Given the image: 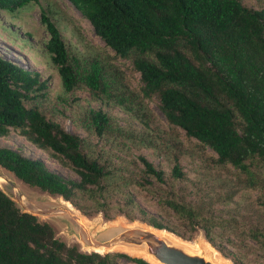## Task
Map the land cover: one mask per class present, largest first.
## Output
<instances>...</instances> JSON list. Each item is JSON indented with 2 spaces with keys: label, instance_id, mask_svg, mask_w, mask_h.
Here are the masks:
<instances>
[{
  "label": "trees",
  "instance_id": "trees-1",
  "mask_svg": "<svg viewBox=\"0 0 264 264\" xmlns=\"http://www.w3.org/2000/svg\"><path fill=\"white\" fill-rule=\"evenodd\" d=\"M113 53L139 75L137 91L128 89L117 66L81 58L65 46L44 11L39 22L47 40L43 53L58 76L57 105L45 110L48 84L39 73L0 57V138L14 130L76 179L49 171L40 160L0 146V168L21 184L67 202L85 217L105 220L123 215L190 241L196 231L222 257L240 264L219 244L231 219L215 205L228 203L240 188L263 189L250 170L264 161V7L239 0H67ZM38 0H0V10L15 11ZM85 91L90 100L118 108L148 129L145 100L155 98L166 124L215 154L220 171L207 180L189 179L180 165L181 144L163 145L168 174L138 155L117 165L116 155L95 149L91 139L122 148L156 149L153 132L121 125L114 115L91 107L70 110V123L85 133H67L54 114H64L63 96ZM173 132V131H172ZM159 153V152H158ZM258 182V183H257ZM154 202L153 215L135 203L131 190ZM264 205V201H262ZM243 232V231H242ZM247 238L264 246V219L247 224ZM149 264L122 253H86L55 237L53 227L22 212L0 190V264Z\"/></svg>",
  "mask_w": 264,
  "mask_h": 264
},
{
  "label": "rangeland",
  "instance_id": "rangeland-1",
  "mask_svg": "<svg viewBox=\"0 0 264 264\" xmlns=\"http://www.w3.org/2000/svg\"><path fill=\"white\" fill-rule=\"evenodd\" d=\"M239 2L241 5L251 9L264 7V0H239ZM40 11H44L55 25L65 46L72 54L81 58L95 57L103 62L112 63V65L117 66L123 72L124 81L128 89L135 91L139 89V75L133 71L130 63L119 58L113 59V53L94 35L89 22L67 0H38L36 4H28L15 11L0 10V57L13 62L23 69L39 73L41 79L47 81L48 93L43 104L47 112L50 107L57 103L56 97L61 93V88L55 69L50 65L47 56L43 53V44L47 40V35L39 22ZM63 99L66 101L63 104L64 114L60 115L58 113L54 114V116L67 133L86 137L85 133L76 129L67 118L70 110L86 106L114 115L120 119L119 123L123 126L129 123L139 131L153 132L154 143L157 146L155 150L140 146L126 149L114 143L106 144L103 141H97L95 138L91 139L95 149H103L108 151L110 155H116L117 158L114 161L117 165L127 164L128 167H132L130 164L135 161L138 155H141L155 168L162 170L164 174H168L170 165L161 152L165 149L163 145L167 147L168 140L174 138L175 141L181 144L183 155L180 158V165L183 172L186 173L189 179H205L208 185L216 187L215 182L207 178L210 173L221 172L219 170L220 167H217L214 163L215 154L194 139L186 138L180 130L170 128L159 112L155 98L147 99L144 102V111L149 116L148 129L141 122L130 119L127 114L118 108H111L98 102H93L83 90H77L70 95H65ZM56 105V110L59 111L61 104ZM0 146L18 152L25 158L40 160L49 171L63 178L76 179L75 174L70 169L56 163L46 153L25 141L14 130H9V133L4 138H0ZM249 168L256 174L257 181L263 184V189L258 190L257 187L259 185L255 189L240 188L230 202L215 205L218 211H222V219L227 221L233 219L236 221V224L230 223L228 228L231 233L228 239L234 245L224 241H216L232 252L233 257L240 264H264V246L254 243L246 236L248 223L255 225L257 221L264 219V205H262V201H264V161L255 159ZM0 176L14 185L11 187L3 179L0 180V190L15 203L20 211L29 213L39 221L51 225L54 229L55 237L65 244L76 245L81 252H94L86 249L80 243L79 237L75 232L77 230L75 224L62 213V207L66 205L62 199L48 196L37 189L21 184L1 168ZM131 193L135 203L142 209L153 215L158 214L154 202L149 200L148 197L136 192L135 189H132ZM80 216V218H85L86 221L83 222L82 220V222L88 229V234L96 242L108 240L109 238H106L105 233L112 232V230L114 231L117 228L126 230L146 225L138 219L129 221L123 215H117L112 220H105L100 214L91 217ZM178 239L184 241L180 238ZM184 242H188L191 247L188 250L192 253H201V247L208 244L204 240L201 231H196L190 241ZM105 253L125 254L116 249L99 254ZM216 253L226 263L234 264L231 259L224 258L218 252ZM125 255L130 258H138ZM118 263L132 264L124 259H119Z\"/></svg>",
  "mask_w": 264,
  "mask_h": 264
},
{
  "label": "water",
  "instance_id": "water-1",
  "mask_svg": "<svg viewBox=\"0 0 264 264\" xmlns=\"http://www.w3.org/2000/svg\"><path fill=\"white\" fill-rule=\"evenodd\" d=\"M5 181L11 187L14 186L8 180L5 179ZM64 203L66 204L67 202ZM67 204L69 207L64 205L62 207V213L73 221L77 229L74 231L78 235L80 243L86 247V249L93 248L109 252L121 246L132 249L141 247L144 253L153 258L158 264H215L203 251H201V253H192L188 248L185 249L180 245L172 244L156 233V231L160 230H156L147 225H141L140 227L126 230L117 228L114 231L112 230V232L110 231L111 233H105L106 238H109L108 240L96 242L88 234L89 231L80 218L81 214L72 208L69 203Z\"/></svg>",
  "mask_w": 264,
  "mask_h": 264
},
{
  "label": "bare ground",
  "instance_id": "bare-ground-1",
  "mask_svg": "<svg viewBox=\"0 0 264 264\" xmlns=\"http://www.w3.org/2000/svg\"><path fill=\"white\" fill-rule=\"evenodd\" d=\"M4 180L5 179L0 176V180ZM6 182V181H5ZM1 187V185H0ZM66 207H69V205L66 203ZM83 220V222H85V218H81ZM157 234H159L164 240H167L168 242L175 244V245H180L183 248H189V244L188 242H184V241H180L179 239H177L176 237L160 230V231H156ZM191 248V247H190ZM90 250L96 251L97 253H101L104 252L105 250H100V249H93V248H89ZM116 250H119L129 256H133V257H138L144 261H146L149 264H158L153 258H151L150 256H148L147 254L144 253V251L142 250V248L138 247L135 249L129 248V247H125V246H121V247H116ZM201 250L204 252V254H206L207 256H209V258L211 259V261L215 264H228L225 261H223L222 258H220V256L208 245L205 244L201 247Z\"/></svg>",
  "mask_w": 264,
  "mask_h": 264
}]
</instances>
